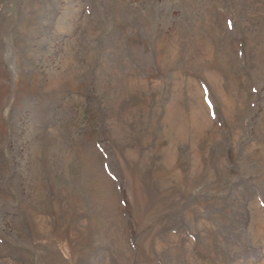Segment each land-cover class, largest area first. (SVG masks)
<instances>
[{
  "label": "rangeland",
  "instance_id": "374dc122",
  "mask_svg": "<svg viewBox=\"0 0 264 264\" xmlns=\"http://www.w3.org/2000/svg\"><path fill=\"white\" fill-rule=\"evenodd\" d=\"M0 264H264V0H0Z\"/></svg>",
  "mask_w": 264,
  "mask_h": 264
}]
</instances>
